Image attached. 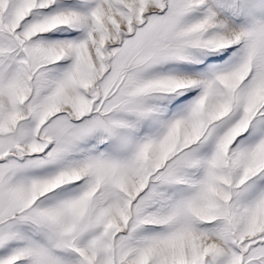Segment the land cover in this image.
<instances>
[{"label": "snow or ice", "instance_id": "snow-or-ice-1", "mask_svg": "<svg viewBox=\"0 0 264 264\" xmlns=\"http://www.w3.org/2000/svg\"><path fill=\"white\" fill-rule=\"evenodd\" d=\"M0 264H264V0H0Z\"/></svg>", "mask_w": 264, "mask_h": 264}]
</instances>
